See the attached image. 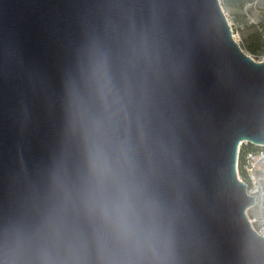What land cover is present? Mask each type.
Listing matches in <instances>:
<instances>
[{"label": "water", "instance_id": "1", "mask_svg": "<svg viewBox=\"0 0 264 264\" xmlns=\"http://www.w3.org/2000/svg\"><path fill=\"white\" fill-rule=\"evenodd\" d=\"M240 141L264 61L219 0H0V264H264Z\"/></svg>", "mask_w": 264, "mask_h": 264}, {"label": "rangeland", "instance_id": "2", "mask_svg": "<svg viewBox=\"0 0 264 264\" xmlns=\"http://www.w3.org/2000/svg\"><path fill=\"white\" fill-rule=\"evenodd\" d=\"M219 2L230 26L232 37L241 50L256 61H264V44L257 53H251L246 48L248 42L252 44L259 42L258 37L251 38L248 35L253 31H257L262 37V42H264V0H243L241 7H228L222 3V0H219ZM245 38H247V41ZM240 142L239 149L243 144H246L245 141ZM258 147L264 148L262 146ZM262 170H264V165H262ZM238 177L241 178L239 172ZM245 214L249 221L250 219L253 220L252 225L254 228L257 229L259 226L264 225V200H262L261 205L247 207Z\"/></svg>", "mask_w": 264, "mask_h": 264}, {"label": "built area", "instance_id": "3", "mask_svg": "<svg viewBox=\"0 0 264 264\" xmlns=\"http://www.w3.org/2000/svg\"><path fill=\"white\" fill-rule=\"evenodd\" d=\"M262 165H264V150L246 153L243 165L246 177L244 179L239 177V180L245 182L247 194L254 197L252 206L261 205L262 200H264V170H262ZM236 171L238 173L237 162ZM249 222L258 234L264 235V225L256 229L252 225L253 220L250 219Z\"/></svg>", "mask_w": 264, "mask_h": 264}, {"label": "trees", "instance_id": "4", "mask_svg": "<svg viewBox=\"0 0 264 264\" xmlns=\"http://www.w3.org/2000/svg\"><path fill=\"white\" fill-rule=\"evenodd\" d=\"M242 2L243 0H222V3L228 7H241ZM248 35L251 36V38L258 37L257 39L259 40V42L257 44H252L249 42L246 44V48L251 53H257L259 49L262 47V44H264V42H262L261 40L262 37L259 33H257V31H253ZM245 40L247 41V38H245ZM260 150H264V148H259L258 146L250 144V143H246L241 146V148L239 149L238 159H237L238 172L241 178L244 179L246 177V173H245L244 166H243L245 163L246 153L247 152H258Z\"/></svg>", "mask_w": 264, "mask_h": 264}]
</instances>
